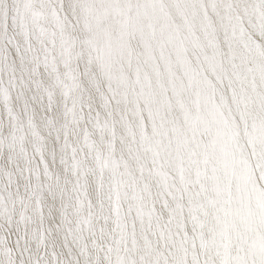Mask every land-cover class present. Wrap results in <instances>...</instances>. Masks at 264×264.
Returning a JSON list of instances; mask_svg holds the SVG:
<instances>
[{
    "label": "snow or ice",
    "instance_id": "6c2138e0",
    "mask_svg": "<svg viewBox=\"0 0 264 264\" xmlns=\"http://www.w3.org/2000/svg\"><path fill=\"white\" fill-rule=\"evenodd\" d=\"M0 264H264V0H0Z\"/></svg>",
    "mask_w": 264,
    "mask_h": 264
}]
</instances>
